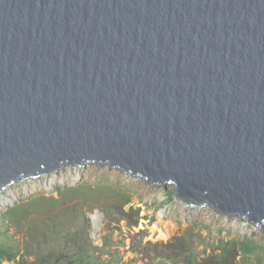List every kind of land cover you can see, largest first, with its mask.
I'll list each match as a JSON object with an SVG mask.
<instances>
[{
  "label": "water",
  "instance_id": "obj_1",
  "mask_svg": "<svg viewBox=\"0 0 264 264\" xmlns=\"http://www.w3.org/2000/svg\"><path fill=\"white\" fill-rule=\"evenodd\" d=\"M87 164L264 235V0H0V193Z\"/></svg>",
  "mask_w": 264,
  "mask_h": 264
},
{
  "label": "rangeland",
  "instance_id": "obj_2",
  "mask_svg": "<svg viewBox=\"0 0 264 264\" xmlns=\"http://www.w3.org/2000/svg\"><path fill=\"white\" fill-rule=\"evenodd\" d=\"M80 184L102 191L56 190ZM169 193L172 186H151L107 166L64 167L0 193V244L15 254L8 264H27L40 249H75L74 234L93 246L107 241L102 259L110 264H186V253L197 264H215L219 254L222 264H264V235L255 225L168 202Z\"/></svg>",
  "mask_w": 264,
  "mask_h": 264
},
{
  "label": "trees",
  "instance_id": "obj_3",
  "mask_svg": "<svg viewBox=\"0 0 264 264\" xmlns=\"http://www.w3.org/2000/svg\"><path fill=\"white\" fill-rule=\"evenodd\" d=\"M58 194H67L71 193L74 195H82L84 193L89 192L90 190L101 192L99 188L92 189L89 186L83 187L82 184L78 185L77 187L72 188H65L61 189L60 187L56 188ZM173 200V196L171 193L168 195V202ZM40 202L49 203L54 201V198H40ZM85 235L87 233H84ZM74 240H77L79 245L75 249L70 251L66 250V246L58 247L54 250H37L34 253V257L31 261L27 262V264H110L109 261L102 259V255H104L105 247L109 244L107 241L103 243L102 246H93L91 242H82V240L77 236L73 235ZM63 239V237H61ZM244 247V251L250 252L252 248H249L247 245H242ZM186 255V264H197L195 259L190 254ZM222 255L219 254L216 258L215 264H222ZM59 256L58 260H55V257ZM15 254L12 250L5 248L3 245L0 244V264H8L12 262L14 259ZM157 264H165L162 261H159ZM178 264V263H174ZM206 264V263H205Z\"/></svg>",
  "mask_w": 264,
  "mask_h": 264
}]
</instances>
